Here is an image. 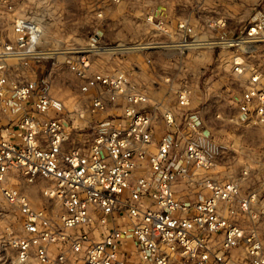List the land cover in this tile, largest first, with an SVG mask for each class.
Segmentation results:
<instances>
[{"label":"built area","instance_id":"obj_1","mask_svg":"<svg viewBox=\"0 0 264 264\" xmlns=\"http://www.w3.org/2000/svg\"><path fill=\"white\" fill-rule=\"evenodd\" d=\"M16 1L0 0L9 264H264V0Z\"/></svg>","mask_w":264,"mask_h":264},{"label":"rangeland","instance_id":"obj_2","mask_svg":"<svg viewBox=\"0 0 264 264\" xmlns=\"http://www.w3.org/2000/svg\"><path fill=\"white\" fill-rule=\"evenodd\" d=\"M76 1L77 0H68L70 8H72L73 10H77L79 8V6L75 3ZM15 7H16V10L20 11V12H26V13L32 12V13L36 14L39 11V9L37 10L35 7L29 5L28 1H26V0H17ZM44 18L47 19L46 15ZM87 29H88V25H86V24L80 26V30H79L80 34L78 35L79 39L86 37ZM76 33H78V32H76ZM70 34H71V32L70 33L68 32V35H70ZM48 64H50V60L47 62H44V65H48ZM56 75L65 84L61 86L58 82H54L52 93L64 102L66 108L71 109L73 106L72 105V101H73L72 99L78 95L77 94L78 92L74 87V81H73L72 75L64 68L62 70H60V72H58ZM31 191H30L31 197H32L33 201L36 202L38 199L37 192L35 190H31ZM3 226L4 225L2 222V218H0V237L6 235V233L2 230ZM14 228H15L14 233L18 234L19 233V227H18L17 223L14 224ZM0 264H9L8 257H6L4 250H2V252L0 251Z\"/></svg>","mask_w":264,"mask_h":264},{"label":"crops","instance_id":"obj_3","mask_svg":"<svg viewBox=\"0 0 264 264\" xmlns=\"http://www.w3.org/2000/svg\"><path fill=\"white\" fill-rule=\"evenodd\" d=\"M185 0H170L169 1V5L167 7V11L169 13H171L170 15H172L175 10L179 13V15H183L185 13H187V11L189 10L188 8H181V7H186L181 5ZM211 2H218L220 3V0H206L207 4H211ZM157 8L163 9L160 4H156Z\"/></svg>","mask_w":264,"mask_h":264}]
</instances>
